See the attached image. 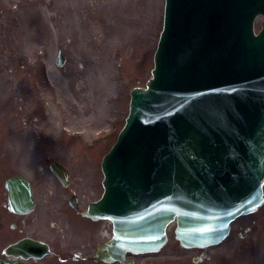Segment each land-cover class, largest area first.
I'll return each mask as SVG.
<instances>
[{"label":"rangeland","instance_id":"obj_1","mask_svg":"<svg viewBox=\"0 0 264 264\" xmlns=\"http://www.w3.org/2000/svg\"><path fill=\"white\" fill-rule=\"evenodd\" d=\"M74 1L75 0H55L54 5L57 6L58 10L65 9V8L68 9L70 7V4L73 3ZM111 1L112 0H98L97 7H102V8L107 7L108 5L106 3L107 2H111ZM0 3L4 4V0H0ZM29 3L30 2L28 0H23L22 1V4H24V5H27ZM74 4H78V1L76 3H74ZM85 6H88V0H87V4H85L84 1L82 0L81 2H79V8L78 9L71 10L74 13V15H73L74 19L68 25L69 28L73 31L72 32V35H73L72 37L76 38V39H83L82 41L88 40L87 39L88 37H87L86 34L81 32L82 26H80L76 22L75 18H76L78 13L81 14L80 13L81 11H82L84 16L86 15V12L83 10L85 8ZM160 6H161V1L158 0V8L159 9H160ZM159 9H158V11H159ZM103 10L101 11V13L100 12H96V13H99L98 16L102 17L104 20H107V23L110 24L111 23V13L112 12L107 11V9H103ZM162 18H163V12H162V14L160 13L159 19H157L155 21L154 25H153V34L151 35V40H150V43H149L150 47H152L153 44H154V48H156V46H157V41H158V38H159V30L162 27ZM260 20H261V18L257 22V29L260 28V23H259ZM43 27H44V25H43ZM76 31L79 32L81 35L75 34ZM66 35H67L66 32H62L61 33V36L64 37V38H66ZM116 41H117V43L119 45H121L123 43L126 44L125 40H123L121 38H117ZM143 45H144V51L142 50L141 52H138V53H135V54H130L131 60H133V61H136V59H140L141 60L140 62H136L138 64V70L135 73H133V74H128V73L124 74L123 73L116 80L114 78V77H116V75H114L111 70H107V71H105L107 74L105 76H102V83L101 84H102V86L104 88V90H103L105 92V99L104 100L107 101L106 102L107 105L113 104L115 99H116L117 93L119 91L121 92L122 89H123V91L121 93L122 103H121V106L119 107V109H122V112L120 113L121 122H120V124L118 123L117 125H115V129L112 131L111 134H109V136L107 138L102 140L103 141L102 144H101V142H98V144L96 146H98L99 148L100 147H105V145L107 146L111 142H113L116 139L118 131L121 129V127L123 126V124L125 122V118L127 116L128 106H129L127 100L125 99V96L129 92L127 90V93H126L124 85H126L128 87V89H129L138 80H141V83H145L147 81V79L151 76V70L154 67L153 51H152V48L151 49L147 48L146 43L143 44ZM148 50H150V52ZM70 52H71V50H70ZM97 86L98 85H94V84H90L89 85V87H90V88L88 87L89 92H90V95L88 97L89 98L88 99L89 102H91V100L99 101V102L101 101L99 94L95 90V87H97ZM5 89L8 90L7 87ZM59 94H60V97H63L62 100H63V102L66 105H69V103L72 102L68 91L60 90ZM6 97H7L6 92L0 88V105L5 102ZM81 103H84V102L81 101ZM97 105H98V103H97ZM101 107H104V106L101 105ZM67 121L68 122H73L70 119H67ZM94 123H95V118H94ZM98 123H107V120L104 117H102V118H100L98 120ZM0 127H3L2 123H0ZM6 129L9 130L8 127H5L0 132H6L7 131ZM1 137H2V135H1ZM20 142H23L20 137L9 138V143L11 144L13 152H14L13 159H15V154L17 156H24V157L25 156L26 157L29 156L22 149H19V148H22L21 145L19 146V148H17V144L19 145ZM6 143L7 142L5 140L0 141V160H3V161L10 160L12 163H14L12 161V159H11L12 157L10 156L9 153L6 156V150L3 147V146L6 145ZM78 143H79V141L76 142V146L78 145ZM86 143L88 145L91 144V139L88 138ZM4 158H5V160H4ZM247 220H251V221L255 220V222L257 223L256 226L257 227L259 226V227L255 231V233H252V235H251V237H249V239L245 240V242H248V244L250 246L255 245V246L252 247L251 251L246 252V254L250 253L249 258H251L250 259L251 264H264V209H263V211L258 213L256 217H254V218L251 217L250 218V216H249ZM257 231H259V232H257ZM223 247H224V245L219 247L218 250L222 251ZM241 255L242 254H240V256ZM234 261H236V260H234ZM238 261H239V259H238Z\"/></svg>","mask_w":264,"mask_h":264},{"label":"bare ground","instance_id":"obj_2","mask_svg":"<svg viewBox=\"0 0 264 264\" xmlns=\"http://www.w3.org/2000/svg\"><path fill=\"white\" fill-rule=\"evenodd\" d=\"M125 26V25H127V23H121V24H118V26L114 29V30H116L117 29V32L120 34V29L122 28L121 26ZM110 34H113V32L112 33H110Z\"/></svg>","mask_w":264,"mask_h":264}]
</instances>
